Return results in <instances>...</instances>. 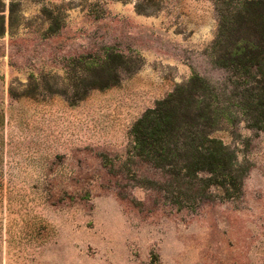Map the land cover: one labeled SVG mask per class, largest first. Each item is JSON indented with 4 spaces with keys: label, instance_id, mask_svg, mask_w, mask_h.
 <instances>
[{
    "label": "rangeland",
    "instance_id": "obj_1",
    "mask_svg": "<svg viewBox=\"0 0 264 264\" xmlns=\"http://www.w3.org/2000/svg\"><path fill=\"white\" fill-rule=\"evenodd\" d=\"M248 1L0 0V264H264V132L216 62ZM194 75L241 166L231 199L133 151Z\"/></svg>",
    "mask_w": 264,
    "mask_h": 264
},
{
    "label": "trees",
    "instance_id": "obj_2",
    "mask_svg": "<svg viewBox=\"0 0 264 264\" xmlns=\"http://www.w3.org/2000/svg\"><path fill=\"white\" fill-rule=\"evenodd\" d=\"M245 7H254L253 18L246 21L239 12L242 20L225 30L230 42L216 62L243 86L239 104L249 127L264 132V1H248ZM207 91L212 92L194 75L146 111L131 130L133 151L175 179L189 180L202 195L219 188L224 199H231L240 191L241 166L234 152L211 134Z\"/></svg>",
    "mask_w": 264,
    "mask_h": 264
}]
</instances>
